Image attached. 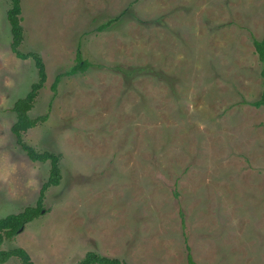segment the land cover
I'll return each mask as SVG.
<instances>
[{"label": "rangeland", "instance_id": "rangeland-1", "mask_svg": "<svg viewBox=\"0 0 264 264\" xmlns=\"http://www.w3.org/2000/svg\"><path fill=\"white\" fill-rule=\"evenodd\" d=\"M0 0V218L35 205L49 162L11 132L37 79ZM21 52L46 80L23 139L59 156L43 212L2 247L33 264H264V105L251 35L264 0H21ZM113 19L112 21H110ZM90 66L57 74L76 62ZM63 74V73H62ZM182 213V214H181ZM2 264H19L15 257Z\"/></svg>", "mask_w": 264, "mask_h": 264}, {"label": "trees", "instance_id": "trees-1", "mask_svg": "<svg viewBox=\"0 0 264 264\" xmlns=\"http://www.w3.org/2000/svg\"><path fill=\"white\" fill-rule=\"evenodd\" d=\"M21 3L20 0H10V8L6 12L9 28L11 32L10 48L16 54V56L26 59L31 58L34 62V66L37 69V79L31 83L29 91L23 96L19 97L12 105V111L15 113V121L11 125V132L16 138L17 144L25 151L29 159L32 161H48L49 162V174L47 180L40 188V193L35 205L26 206L22 211L9 214L0 218V264L5 263L10 258L15 257L19 260V264H33L29 253L22 247H12L5 249L2 247V243L5 238L13 237L22 227L37 218L43 212V197L45 190L53 185H57L60 182L61 173L59 168V156L50 151L38 152L32 145L27 143L23 139V134L31 127H34L38 122L44 121L46 115L38 117H31L29 111L34 106L36 96L43 86L47 74L45 63L41 56L36 52H21L19 45L23 40V27L21 25ZM111 19L110 21H112ZM252 44L254 50L257 53L261 62L260 75L262 78V90L258 99L251 101L254 106L264 105V35L261 38H257L251 35ZM75 64L71 66L65 72L56 75L54 80V86L62 75L75 74L78 71H83L90 66V63L81 59L79 50L75 52ZM182 214V213H181ZM187 248V263L197 264L190 248L186 244ZM76 264H126L115 257H109L98 254L94 251L86 252L83 257Z\"/></svg>", "mask_w": 264, "mask_h": 264}, {"label": "crops", "instance_id": "crops-1", "mask_svg": "<svg viewBox=\"0 0 264 264\" xmlns=\"http://www.w3.org/2000/svg\"><path fill=\"white\" fill-rule=\"evenodd\" d=\"M20 3H21V0H20ZM22 12V11H21ZM23 27V26H22Z\"/></svg>", "mask_w": 264, "mask_h": 264}]
</instances>
